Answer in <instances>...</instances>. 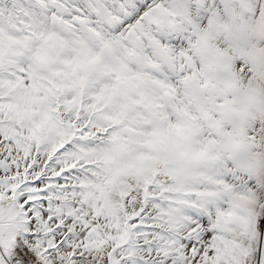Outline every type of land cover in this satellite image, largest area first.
Returning a JSON list of instances; mask_svg holds the SVG:
<instances>
[{"label": "snow or ice", "instance_id": "obj_1", "mask_svg": "<svg viewBox=\"0 0 264 264\" xmlns=\"http://www.w3.org/2000/svg\"><path fill=\"white\" fill-rule=\"evenodd\" d=\"M0 264H264V0H0Z\"/></svg>", "mask_w": 264, "mask_h": 264}]
</instances>
